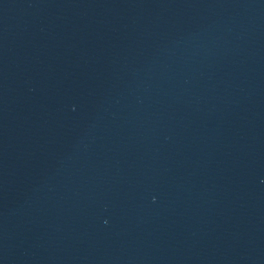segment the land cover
I'll use <instances>...</instances> for the list:
<instances>
[{"label":"water","instance_id":"95a60500","mask_svg":"<svg viewBox=\"0 0 264 264\" xmlns=\"http://www.w3.org/2000/svg\"><path fill=\"white\" fill-rule=\"evenodd\" d=\"M0 264H264V0H115L0 120Z\"/></svg>","mask_w":264,"mask_h":264}]
</instances>
